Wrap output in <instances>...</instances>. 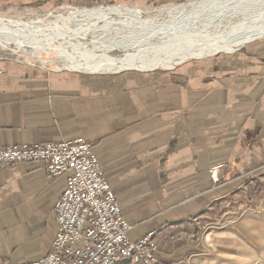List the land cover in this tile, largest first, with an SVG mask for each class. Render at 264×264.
I'll list each match as a JSON object with an SVG mask.
<instances>
[{"label":"crops","instance_id":"obj_1","mask_svg":"<svg viewBox=\"0 0 264 264\" xmlns=\"http://www.w3.org/2000/svg\"><path fill=\"white\" fill-rule=\"evenodd\" d=\"M1 65L0 145L90 141L131 240L155 231L162 259L198 264L233 262L238 241L247 255L264 252V207L213 227V207L232 213L248 170L264 162V43L171 71L89 76ZM220 164L214 183L210 169ZM63 188L41 161L0 167V264L51 249Z\"/></svg>","mask_w":264,"mask_h":264},{"label":"rangeland","instance_id":"obj_2","mask_svg":"<svg viewBox=\"0 0 264 264\" xmlns=\"http://www.w3.org/2000/svg\"><path fill=\"white\" fill-rule=\"evenodd\" d=\"M196 1H201V0H0V17L3 20H5V18L6 19L34 18L37 16H42L46 19H55L59 16V14H65V15L90 14L89 16H91L92 14L96 16L108 14L107 16L108 18L121 17L119 19L118 18L114 19L111 22L112 25L109 26V29L107 28L99 32L101 33L102 31H104L105 36L102 35L100 37L98 35L99 33L98 34L95 33L94 35L90 34L88 38H90L91 36V38L93 39H91V41H87L86 43L83 42V40L84 41L89 40L88 38H86V35L88 33L96 32L95 30L97 29L96 27H98V25L97 26L94 25L95 28L94 30L91 26L90 27L88 26L89 19L88 18L87 20L83 19L85 24H87L86 27L90 28L89 30L91 31L88 32L87 34L78 36V38L81 39L80 44H78L76 41H71L69 44L64 43L63 45H61L62 47H60L62 48L61 50H63L64 54L69 53L66 56H69L72 53L70 56L75 55L76 58L86 59L93 57L94 59H96L104 54L108 58L118 59L133 54H148L155 51L152 48V44L150 45L151 40L149 39L147 40L146 38L150 36V34L154 32V30L156 35L162 34L165 36H169L172 34H164L163 31L173 33L172 29L175 30L177 29L178 31L182 30L180 29V27L183 26L182 25L183 23L176 22L175 21L176 19H169V18L165 19L166 12L169 10V8H172L175 5L181 3H191ZM243 1L242 0L229 1V6L230 8H232L229 11H231V13H235V15L234 14L230 15L232 17L231 19L225 18L221 20L220 23L218 25H215L213 28H212L213 23L210 24L209 27L211 29H209L207 33L208 39H211L213 41L218 37V35L220 36L225 34L226 32H230L232 29H236V26H238L237 27L238 29L243 28L238 24L235 25L236 21L240 20L242 16H244L245 14L251 12V11L249 12L246 11L248 10V7L253 11L255 10L256 6H260L261 2L264 3V0H262L258 5L256 4L252 5V3H254L252 2L253 0H243ZM242 8L243 10H245L244 12L242 11L243 14L239 12L240 10H242ZM193 15L195 14L188 16L189 21H194L192 19ZM208 17H211V14H209ZM135 19L138 21H135ZM23 20L25 19H22L21 21L19 20L18 23L21 24ZM127 20H132L131 24L128 25L133 26L135 28L129 26H123L122 24H120V22H124V23L128 22ZM145 21H147V23L150 25L152 24L158 26L161 24L162 28L160 29V28H155V26H146L143 23ZM207 29H208L207 27L206 28L203 27V29L200 32L206 31ZM24 42L31 44L30 46L34 45L39 48L41 47L40 45H37L35 43L33 44L30 41H24ZM24 42L22 44H24ZM113 42H117L118 45L119 44L123 45V43L129 42L130 46H128L127 48H124L123 46L115 47L113 49L108 50L107 47L109 48V46L112 45ZM257 43H264V36L261 35H253L250 37L248 36L238 41L237 43L230 45L228 48L224 50L215 51L211 54L202 55L196 58L186 59L178 64L173 65L171 69H163V68H156V69H159L161 71H171L175 69V67H177L178 65H181L188 61L209 59L211 57H217L220 55H227L229 57L238 58V56L241 55L243 51L249 49L250 47H255ZM132 45L134 46L131 47ZM232 49L234 50L232 52H229V50ZM35 55H39L40 57H42V59L37 58ZM47 57L49 58L50 61L49 63L43 61L44 59H47ZM8 62L23 65L25 67L38 68L42 71H49V72L60 71V72H68L71 74H86L89 76L114 75L122 72H130V71L131 72L151 71L150 69L137 70V69L128 68V69H122L117 72L91 73V72L81 71L79 69H69L67 67H64L65 66L64 60L61 57L60 58L57 57L55 53H51V56L50 55L47 56V54L44 51L42 50L35 51L32 49V47H24L18 51L13 49H3L2 47H0V72L2 69L1 63H8ZM248 172L250 176L248 182L251 181L249 186L247 187V189H245L243 194L235 195L233 198H231V201L227 204L228 207H230L233 210L232 213L225 215L220 210L219 207H215V206L213 207V227L219 228L222 226L235 224L242 219L243 215H245L247 211L259 212L264 207V162L255 165L253 168L249 169ZM217 177H218V173H217ZM217 183H219V177ZM227 215H230V218L228 219V221L224 222V218ZM238 243L240 244V246H237L232 249L231 257L233 259V262L227 260L223 262V264H242L243 259H246V261H248V264H256L257 258L261 257L262 255L264 256V252L260 253L261 256H258L257 251H250L249 255H247L246 251L242 249L243 244L240 243L239 241ZM223 260H225V258H223Z\"/></svg>","mask_w":264,"mask_h":264},{"label":"built area","instance_id":"obj_3","mask_svg":"<svg viewBox=\"0 0 264 264\" xmlns=\"http://www.w3.org/2000/svg\"><path fill=\"white\" fill-rule=\"evenodd\" d=\"M33 161L43 163L48 179L63 177L64 188L54 203L57 232L51 249L24 264H198L190 258L162 259L155 231L128 237L131 224L90 141L0 145V167ZM220 166L210 169L214 183Z\"/></svg>","mask_w":264,"mask_h":264},{"label":"bare ground","instance_id":"obj_4","mask_svg":"<svg viewBox=\"0 0 264 264\" xmlns=\"http://www.w3.org/2000/svg\"><path fill=\"white\" fill-rule=\"evenodd\" d=\"M229 1L230 0H201L191 3H181L169 8V10L166 12L165 19H176V22L183 23V26L180 27L182 30L178 31L177 29H172L173 33L163 31L164 34H172L169 36L162 34L156 35L154 30L150 36L147 35L148 37H146L147 40H151L150 45L152 44V48L155 50L148 54H133L118 59L108 58L104 54L96 59L93 57L86 59L76 58L75 55L70 56L72 54V50L70 51L71 54L69 56H66L69 53L64 54L63 50H61L62 48H60L62 47L61 45L64 43L69 44L71 41H76L78 44H80L81 39H79L78 36L87 34L91 31L89 30L90 28L86 27L87 24H85L83 19L87 20L88 18V26H91L94 30V25H98V27L95 26L97 28L95 30L96 32L88 33L86 35V38H88L90 34H98L101 30H105L107 28L109 29V26L112 25L111 22L114 19L121 18H108V14L99 16L93 14L91 16H89L90 14H59V16L55 19H46L42 16H37L34 18H5V20H3L0 17V47L3 49H13L17 51L24 47H32V49L35 51H44L47 56H51V53H55L57 57H61L64 60V67L69 69H79L81 71L91 73L117 72L128 68L137 70H152L156 68L170 69L173 67V65L178 64L186 59L196 58L202 55L211 54L215 51L224 50L230 45L244 39L245 37H250L253 35L264 36V3L261 2L262 0H253L252 2L254 3H252V5H258L261 2L260 6H256L255 10L253 11L248 7V10L246 11L251 12L242 16V18L237 20L235 23V25L238 24L243 28L238 29V26H236V29H232L230 32H226L223 35H218V37L213 41L208 39L207 33L208 30L211 29L209 27L210 24L213 23V28L215 25H218L221 20L225 18L231 19L232 17L230 15H235V13H231V11H229L232 9L229 6ZM242 11L244 12L245 10L242 8V10L239 12L242 13ZM192 14H195L192 16L194 21H189L188 16ZM209 14H211V17H208ZM22 19L25 20L19 24V20L21 21ZM127 21L128 22L125 21L127 24L124 22H120V24L123 26L133 27L128 25L131 24L132 20ZM135 21L138 20L135 19ZM143 23L146 26H155V28L160 29L162 28L161 24L157 26L152 24L150 25L147 23V21ZM203 27H207L208 29L206 31L200 32ZM104 34V31H102L98 35L101 37L102 35L105 36ZM88 39L89 40H83V42L86 43L87 41H91L93 38L90 36ZM24 41H30L33 44L35 43L40 45L41 47L39 48L33 44V46H30L31 44ZM23 42L24 44H22ZM121 46L127 48L130 46V44L128 42L123 43V45H118L117 42H113V44L110 45L109 48L107 47V49L110 50ZM133 46L134 45L131 47ZM35 56L39 59H42V57L39 55ZM43 61L48 63L50 62L48 57Z\"/></svg>","mask_w":264,"mask_h":264}]
</instances>
